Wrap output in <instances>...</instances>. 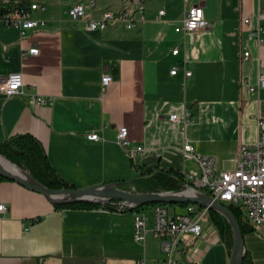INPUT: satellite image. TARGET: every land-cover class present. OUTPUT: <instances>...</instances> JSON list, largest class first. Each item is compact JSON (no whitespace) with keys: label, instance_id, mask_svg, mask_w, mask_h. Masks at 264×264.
<instances>
[{"label":"crops","instance_id":"obj_1","mask_svg":"<svg viewBox=\"0 0 264 264\" xmlns=\"http://www.w3.org/2000/svg\"><path fill=\"white\" fill-rule=\"evenodd\" d=\"M8 1L45 5L33 16L46 24L22 34L0 18V85L12 72H21L24 79L21 94L6 95L0 89V141L32 134L76 188L138 177L134 164L180 170L188 185L187 173L200 175L201 167L185 157L186 143L201 155L214 156L218 170H231L241 147L257 141L264 88L253 92L250 86L257 85L264 67V46L249 39L244 19L250 16L256 24L264 0H0ZM77 4L86 6L84 18L70 15ZM197 4L208 26L176 31L186 11ZM126 9L133 10V27L122 19L105 29L87 26L89 18L106 10ZM161 9L165 13L159 17ZM32 47L39 52L29 53ZM246 50L252 54L249 59L243 57ZM174 67L176 74L171 73ZM105 74L112 80L104 87ZM32 95L48 102L32 103ZM186 111L191 113L189 124L170 119ZM122 125L132 143L145 148L135 158L117 142ZM92 131L102 139H88ZM0 203L7 208L0 211V264L151 262L148 237L157 236L150 230L145 243L135 239L134 211L57 209L44 194L13 180L0 182ZM173 211L180 213L177 207ZM146 212L151 228L153 208ZM253 227L244 235L245 251L254 264H264V227ZM209 228L193 240L200 253L187 264H231L232 254L218 229L211 222Z\"/></svg>","mask_w":264,"mask_h":264},{"label":"built area","instance_id":"obj_2","mask_svg":"<svg viewBox=\"0 0 264 264\" xmlns=\"http://www.w3.org/2000/svg\"><path fill=\"white\" fill-rule=\"evenodd\" d=\"M141 4L143 0H133ZM95 5L92 1L91 6ZM45 5L31 3L29 6L12 9L6 13L0 14V18L7 24L19 28L22 34L29 29L39 25H45L46 21L37 19L33 16L34 11L45 9ZM165 13L164 9L159 11V17ZM70 15L74 19L84 18L86 16V6L83 4L74 5L70 9ZM256 24H253V18L247 16L244 24L248 28L249 39L256 41L258 47L264 46V10L259 9L256 14ZM117 19L127 22L128 27H133L136 23L132 9H126L120 12L106 10L100 17L89 18L87 26L89 29H105ZM208 26V20L205 17L204 9L201 5L191 6L176 26V31H195ZM37 54L39 49L32 47L28 51ZM175 54L179 48L173 50ZM252 56L249 50L244 51L243 57L249 59ZM259 59L260 64H263ZM178 67L171 70L176 74ZM192 71L187 70L186 76H190ZM112 80L111 75L105 74L102 78L103 86L108 85ZM13 84H18L13 88ZM24 79L21 72L10 73L5 81L0 85V89L6 95H15L23 93ZM264 88V67L260 69L257 85H251V91H257ZM32 103L44 104L48 99L40 95H32ZM172 121L183 122L184 125L192 122L190 111L184 115L172 114ZM258 138L253 144H245L240 149V155L235 169L218 170L216 159L211 155H201L196 152L190 144L184 145V154L188 159L196 160L201 167V174L196 171L187 173V189L192 191H204L217 201L225 205L237 207L252 226L264 227V117L257 118ZM88 139L101 140L97 132L87 134ZM117 142L121 145L131 157L135 158L144 151L143 145H134L129 138L128 127L122 125L118 129ZM111 205L116 210L134 211V236L140 243H145L147 234L150 230L160 239V248L164 259L161 262H149L145 258L138 260L137 264H187L195 260L199 255V249L193 244V240L201 237L206 231L211 230L203 227V219H208L209 208L201 207L190 203L185 211L172 214L168 207L156 205L153 208V223L149 228V216L146 211L137 210V204L128 201H112ZM108 203V202H107ZM6 205L0 203V211H5ZM213 227V226H211ZM218 232V231H217ZM214 231V235L217 236ZM219 233V232H218Z\"/></svg>","mask_w":264,"mask_h":264},{"label":"trees","instance_id":"obj_3","mask_svg":"<svg viewBox=\"0 0 264 264\" xmlns=\"http://www.w3.org/2000/svg\"><path fill=\"white\" fill-rule=\"evenodd\" d=\"M26 2H0V14L6 13L12 9L29 6ZM0 154L8 158L20 168L28 172L32 177L52 189L76 188V186L66 180L53 166L50 157L42 144L35 136L29 133L16 134L0 141ZM134 167L140 171L139 179L122 186L123 189L132 192H152V191H177L187 187L186 177L180 170L164 169L155 167H140L134 164ZM148 176V177H146ZM10 180L0 175V182ZM208 192L206 189H203ZM209 193V192H208ZM113 199L112 201H117ZM190 202L178 203H146L137 204L136 209L149 211L156 205L166 207L187 208ZM57 209H114L111 202L100 204L97 202H75L54 204ZM200 206V205H199ZM203 207V206H201ZM230 210L237 217L242 232L245 235L248 231L254 230V227L243 216L242 212L233 205H228ZM133 211V209H128ZM210 222L213 223L219 231L222 240L232 254L235 245V229L231 221L221 212L209 208ZM243 264H254L251 256L245 251Z\"/></svg>","mask_w":264,"mask_h":264},{"label":"water","instance_id":"obj_4","mask_svg":"<svg viewBox=\"0 0 264 264\" xmlns=\"http://www.w3.org/2000/svg\"><path fill=\"white\" fill-rule=\"evenodd\" d=\"M0 156L6 158L1 154ZM6 159L13 165L19 167L8 158ZM27 174L28 178L20 176L5 167L0 162V175L10 180L16 181L28 189L44 194L53 204L75 203L82 201L104 204L113 199H120L135 204L190 202L217 210L224 214L231 221L235 229V245L232 253L231 264H243L245 253V237L237 217L227 205L217 201L212 196L202 191H194L195 193L192 194L187 188H185L177 191L132 192L122 188V186L141 178L140 176L126 181H118L114 185L104 184L92 185L85 188L52 189L32 177L28 172Z\"/></svg>","mask_w":264,"mask_h":264},{"label":"rangeland","instance_id":"obj_5","mask_svg":"<svg viewBox=\"0 0 264 264\" xmlns=\"http://www.w3.org/2000/svg\"><path fill=\"white\" fill-rule=\"evenodd\" d=\"M99 1V0H98ZM101 1V0H100ZM106 1V0H105ZM99 6V5H98ZM22 169V168H21ZM25 171V170H24ZM174 206H171L169 207V210L171 213H173L174 211ZM184 211V208L182 207H177V212H183ZM150 216H151V219H152V212H150ZM202 224H203V227L206 228L209 224H210V221L207 220L206 218L203 219L202 221ZM154 237V238H153ZM159 244H160V239H158L157 237H155L154 235L148 237V242H147V255L149 257V260L151 262H157V261H162L163 260V257L165 256L163 254V252L160 250L159 248ZM222 244V243H221ZM160 254H162V259H158L157 260V256H160Z\"/></svg>","mask_w":264,"mask_h":264},{"label":"bare ground","instance_id":"obj_6","mask_svg":"<svg viewBox=\"0 0 264 264\" xmlns=\"http://www.w3.org/2000/svg\"><path fill=\"white\" fill-rule=\"evenodd\" d=\"M0 162L7 167L8 169L12 170L14 173L23 176L25 178H28V174L26 171H24L23 169L17 167L16 165H13L11 162H9L6 158L0 156ZM190 193H195L192 190H189ZM203 192V191H202Z\"/></svg>","mask_w":264,"mask_h":264},{"label":"clouds","instance_id":"obj_7","mask_svg":"<svg viewBox=\"0 0 264 264\" xmlns=\"http://www.w3.org/2000/svg\"><path fill=\"white\" fill-rule=\"evenodd\" d=\"M17 86H18V84H13V85H12L13 88H15V87H17Z\"/></svg>","mask_w":264,"mask_h":264}]
</instances>
